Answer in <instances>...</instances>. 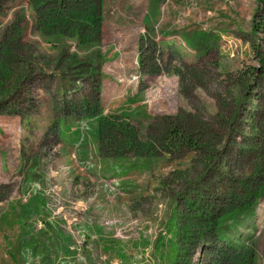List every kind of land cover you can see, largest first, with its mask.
<instances>
[{
  "label": "rangeland",
  "instance_id": "374dc122",
  "mask_svg": "<svg viewBox=\"0 0 264 264\" xmlns=\"http://www.w3.org/2000/svg\"><path fill=\"white\" fill-rule=\"evenodd\" d=\"M263 60V0H0V264H264Z\"/></svg>",
  "mask_w": 264,
  "mask_h": 264
},
{
  "label": "trees",
  "instance_id": "16d2710c",
  "mask_svg": "<svg viewBox=\"0 0 264 264\" xmlns=\"http://www.w3.org/2000/svg\"><path fill=\"white\" fill-rule=\"evenodd\" d=\"M263 1H264V0H263ZM76 18H77V17H76ZM87 19H89V21H91L92 23H94V22L96 21V19H95L93 16H88ZM67 21H68V20H67ZM60 22H65V23H67L66 20L63 19V18L60 20ZM67 24H68V23H67ZM261 63H262L261 68H262V70H264V60H263ZM175 136L178 138V141H181V140L183 139V138L181 137V135H178V133L173 132V131H172L171 133L168 134V137H169L168 139H170V138H172V137H175ZM247 207H248V206H247ZM244 208L247 209L246 206H245Z\"/></svg>",
  "mask_w": 264,
  "mask_h": 264
}]
</instances>
